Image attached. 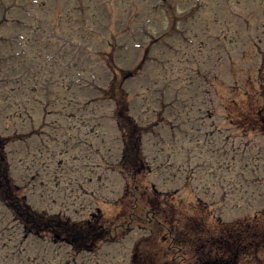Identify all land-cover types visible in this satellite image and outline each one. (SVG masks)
Segmentation results:
<instances>
[{"label":"rangeland","instance_id":"1","mask_svg":"<svg viewBox=\"0 0 264 264\" xmlns=\"http://www.w3.org/2000/svg\"><path fill=\"white\" fill-rule=\"evenodd\" d=\"M0 57L8 64H0L1 80L49 73L57 80L51 91L82 106L95 99L88 110L100 117L73 121L81 144L63 158V170L56 153L64 140H53L66 133L36 130L42 108L33 101L34 124L5 121L0 101V133L33 126L46 140L49 149H37L30 171L25 143L7 146L15 183L34 209L80 221L101 207L113 236L94 252H74L52 238L26 236L0 202V264H202L207 242L220 238L238 245L240 264H264V243L255 240L264 235V132L252 126L257 110L264 115V0H0ZM132 74L122 88L145 128L147 169L125 179L115 104L99 89ZM11 86L0 81V92ZM29 87L16 98L30 99ZM38 95L45 100L40 89ZM44 119L63 130L68 124L66 117ZM31 137L35 149L41 139ZM86 163L103 166L90 172ZM154 185L166 192L157 209L149 201Z\"/></svg>","mask_w":264,"mask_h":264},{"label":"trees","instance_id":"2","mask_svg":"<svg viewBox=\"0 0 264 264\" xmlns=\"http://www.w3.org/2000/svg\"><path fill=\"white\" fill-rule=\"evenodd\" d=\"M114 89L115 87L112 86L113 91ZM127 96L128 94L123 91L120 94L114 92L113 97L111 95L116 102V115L124 140V156L120 164L126 174L134 178L147 169L142 156V135L145 128L128 114ZM255 114L256 117L254 114L253 116L256 119L252 126L257 127L258 124L264 132V115L261 110H257ZM249 121L253 120L249 118ZM245 123L247 125L245 128H252L248 122ZM11 140V137L0 134V201L8 207L15 220L22 224L27 233L50 236L57 241H67L76 251H93L101 241L112 239L111 228L107 226L108 220L104 219L102 214H98L90 220L73 222L61 215L33 209L21 194V190L14 183L11 175L6 151ZM154 197L156 200L149 201L154 206L153 209H157V205L160 204V202L158 203L160 196L155 195ZM230 229L234 230V228ZM220 239H211L207 242L210 247L200 258L202 264H240L242 254L238 245L235 243L229 245L228 242ZM255 240H258L256 241L259 243L257 245L261 246L264 243V235Z\"/></svg>","mask_w":264,"mask_h":264}]
</instances>
